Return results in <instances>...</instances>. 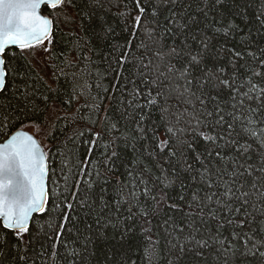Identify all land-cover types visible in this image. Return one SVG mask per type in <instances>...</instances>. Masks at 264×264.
I'll return each instance as SVG.
<instances>
[{
  "label": "snow or ice",
  "instance_id": "obj_1",
  "mask_svg": "<svg viewBox=\"0 0 264 264\" xmlns=\"http://www.w3.org/2000/svg\"><path fill=\"white\" fill-rule=\"evenodd\" d=\"M109 3L0 0V264H264V0Z\"/></svg>",
  "mask_w": 264,
  "mask_h": 264
},
{
  "label": "trees",
  "instance_id": "obj_2",
  "mask_svg": "<svg viewBox=\"0 0 264 264\" xmlns=\"http://www.w3.org/2000/svg\"><path fill=\"white\" fill-rule=\"evenodd\" d=\"M112 3H115V0H112ZM105 7L108 8L110 7L109 0H105ZM123 11V8H117V7H111V11L107 17L109 20V23L113 25V27L116 28V34L118 37H123L125 35L124 33L121 32V27H122V20H120L118 17H116L115 13ZM100 67V71L103 72L104 70V65L99 63L97 61ZM93 84L99 82L98 79H94L91 81ZM104 84L107 85V81H104ZM41 144L44 145L45 149L48 147L58 144L60 141L64 139L63 135L57 133V138L56 139H44L42 136L37 137ZM3 142L2 139H0V143ZM71 147V145H69ZM61 151H64L67 153V149L63 148V145H61ZM65 160V157L55 155V150L54 153L52 154V159L49 160V165L51 168H54L55 170V175H51L50 173V179H49V187H55L57 192H60L63 190L64 187V181H63V176L60 172V164L61 161ZM69 163V166H71V161H67ZM67 169H65V172L67 173ZM53 181H58V185H53ZM71 183V180L69 181ZM125 215H127L125 211ZM157 221H153V226H155ZM155 230V227H154ZM107 232L110 236H115L116 239L119 238L118 233H114L111 228L107 229ZM116 239L110 240L106 243H99L97 244L96 248V256L95 258L91 261V264H104V255L107 253L109 256H111V252H116L117 253V259H120L122 256H124L125 252H127L128 255L131 256V260L135 262V264H149L147 256L144 254V248L146 246V241L145 238L139 235V232L137 230V234L128 240L127 244H125L123 247H121L119 244L116 243ZM35 249L37 252L41 251V245L40 242H37ZM130 249V250H129ZM111 250V251H109ZM38 259V264H45V260L47 261V264H52V260L49 259L47 256H44L42 259ZM131 264V262H130Z\"/></svg>",
  "mask_w": 264,
  "mask_h": 264
},
{
  "label": "water",
  "instance_id": "obj_3",
  "mask_svg": "<svg viewBox=\"0 0 264 264\" xmlns=\"http://www.w3.org/2000/svg\"><path fill=\"white\" fill-rule=\"evenodd\" d=\"M30 132H32V131H30ZM1 143H3V142H1ZM43 147H44V145H42ZM47 182V184H48V186H49V180L48 181H46Z\"/></svg>",
  "mask_w": 264,
  "mask_h": 264
},
{
  "label": "rangeland",
  "instance_id": "obj_4",
  "mask_svg": "<svg viewBox=\"0 0 264 264\" xmlns=\"http://www.w3.org/2000/svg\"><path fill=\"white\" fill-rule=\"evenodd\" d=\"M28 131H33L32 129H27Z\"/></svg>",
  "mask_w": 264,
  "mask_h": 264
}]
</instances>
